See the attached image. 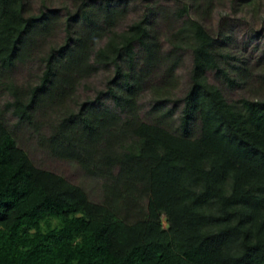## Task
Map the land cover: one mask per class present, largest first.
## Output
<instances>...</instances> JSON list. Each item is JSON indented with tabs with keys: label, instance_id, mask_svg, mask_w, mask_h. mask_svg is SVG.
Returning a JSON list of instances; mask_svg holds the SVG:
<instances>
[{
	"label": "trees",
	"instance_id": "16d2710c",
	"mask_svg": "<svg viewBox=\"0 0 264 264\" xmlns=\"http://www.w3.org/2000/svg\"><path fill=\"white\" fill-rule=\"evenodd\" d=\"M78 1L66 40L25 91L11 74L53 36L58 18L0 0V97L8 98L0 106V264H264V98L228 102L209 83L212 72L232 88L247 72L231 77L230 36L216 39L201 24L214 0H182L173 12L152 0ZM252 1L264 10V0ZM131 4L145 11L125 26ZM185 51L189 84L173 99ZM109 69L105 90L80 103L77 88ZM156 76L141 103L145 80ZM20 128L100 182L102 200L37 168L18 146Z\"/></svg>",
	"mask_w": 264,
	"mask_h": 264
},
{
	"label": "rangeland",
	"instance_id": "374dc122",
	"mask_svg": "<svg viewBox=\"0 0 264 264\" xmlns=\"http://www.w3.org/2000/svg\"><path fill=\"white\" fill-rule=\"evenodd\" d=\"M180 1L182 0H152L155 8H166L170 12L176 10ZM79 4L78 0H25V6L29 14L37 15L43 10L51 15L52 11L55 10L58 20L53 36L41 48L38 47L32 50L26 63L20 65L11 74L12 79L19 88L27 91L26 88L39 83L44 68L41 59L49 53L50 49L57 48L64 43L66 40L64 27L68 13H74ZM214 5L215 9L211 16L202 20L201 24L216 39H219L221 33L230 36L229 41L226 42V47L236 57V60L230 64L237 69V71L231 72V77L237 78L239 74H243L244 68L247 69V72L244 74L245 83L239 82V85L232 88H229L223 79H217L212 72L207 74L209 83L219 87L228 102H236L242 98H264V10L254 4L252 0H214ZM128 8L129 12L125 26L138 20L145 11L142 4H131ZM190 18L195 20L192 12H190ZM154 21L156 36L163 50L167 52L169 49L167 43L169 34L165 23L161 21L159 15L154 16ZM120 29H124V25ZM222 43H225V41L223 40ZM181 56L183 61L176 72L178 87L173 92V99L181 98L189 84L192 65L191 53L185 51L182 52ZM112 75V69L99 72L95 78L85 83L89 86L88 90H85L82 87L83 85L77 88L75 98L77 97L80 103L87 97L93 98L96 96L97 91L105 90V85ZM157 80V76L145 80V90L141 94L143 95L141 103H145L149 99L148 85H155ZM6 100H8L7 96L0 97L1 107ZM149 106L146 105V111ZM70 107H73L75 111L78 110V107L73 104ZM163 108L174 109L177 113L181 108V104L168 103L164 104ZM147 117L148 115L141 112V119L148 121ZM6 118L10 125L15 122L9 114ZM13 132L18 146L28 153L30 160L37 168L60 175L68 182L81 187L92 202L99 203L102 200L100 182L88 178L75 164L52 158L40 148L37 144V138L30 130L20 128Z\"/></svg>",
	"mask_w": 264,
	"mask_h": 264
}]
</instances>
